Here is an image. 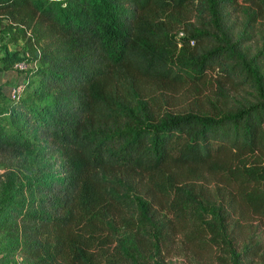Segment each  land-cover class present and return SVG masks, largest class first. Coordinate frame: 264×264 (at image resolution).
Here are the masks:
<instances>
[{
    "label": "trees",
    "instance_id": "trees-1",
    "mask_svg": "<svg viewBox=\"0 0 264 264\" xmlns=\"http://www.w3.org/2000/svg\"><path fill=\"white\" fill-rule=\"evenodd\" d=\"M194 10L206 36L175 38ZM0 15L36 63L25 78L41 102L0 90V159L39 137L63 172L27 180L28 198L43 192L28 200L2 165L0 232L15 253L0 264H151L176 243L215 264L264 261V81L243 46L246 29L264 42V0H0ZM209 70L218 105L167 108L165 92Z\"/></svg>",
    "mask_w": 264,
    "mask_h": 264
},
{
    "label": "rangeland",
    "instance_id": "rangeland-1",
    "mask_svg": "<svg viewBox=\"0 0 264 264\" xmlns=\"http://www.w3.org/2000/svg\"><path fill=\"white\" fill-rule=\"evenodd\" d=\"M196 10L192 12V17L189 22L184 25H180L178 30H171L174 33L175 38L189 36L193 33H204L206 26L201 25L198 20L194 17ZM198 15V14H195ZM199 15H202L199 13ZM241 14H231V20L237 24L235 29L241 28L243 25ZM7 20L0 15V90L4 96H7L9 90L16 84L22 83L23 91L20 93L19 97L21 100L32 105L40 104L30 91L35 88V78H25V75L34 69L36 63L30 59L27 55L26 46L24 41L20 38V33L11 27L10 30L6 28ZM239 27V28H238ZM212 32H208L212 35ZM245 40L243 41V46L249 51V54L253 56L255 61V66L257 73L263 76L264 81V42L260 39H251L248 29L245 30ZM217 34V33H216ZM203 36H206L203 34ZM214 36V34H213ZM219 38V34H217ZM216 37V35H215ZM214 37V38H215ZM216 39V38H215ZM257 40V41H256ZM197 42V41H196ZM193 43L189 41V45ZM195 43V41H194ZM15 54L16 57L21 58L18 62H24L26 64L25 70H18L14 68V63L10 67H3V63L8 59V56ZM30 59V60H29ZM17 63V62H15ZM217 73L215 70L207 71L204 81L198 82L195 86L187 82L181 87H177L174 91L165 92L160 89V94L166 95L167 108L174 110H191L198 111L202 113L210 112L212 109L211 104H219V101L215 97V78ZM28 82V84H27ZM242 97V93L239 94ZM8 97V96H7ZM247 98V96L245 95ZM166 106V105H165ZM25 111L20 108L17 111V118L20 119L22 124V131L26 136L33 137L35 132L31 130V119L25 118ZM36 137V136H35ZM2 165H11L12 182L14 183L12 187H8V192L10 194H15L17 192L18 197L28 198L29 188L26 187L25 183L27 180L34 179L36 175H41L47 179H61L63 172L61 169L60 159L58 152L53 148L49 147L41 138H36L34 140V145L28 148L22 153H17L12 157L10 154L2 156L0 159V176L6 173L8 168L2 167ZM4 179V178H3ZM202 185L213 186L215 182L207 179L201 178L198 180ZM7 184V183H4ZM33 189V188H32ZM1 192V191H0ZM30 198H41L43 197V192L39 188L31 191ZM1 196V194H0ZM28 198V200L30 199ZM203 215V213H200ZM262 236H264L262 234ZM14 245L11 243V239L4 237L3 233L0 232V251L14 252L11 250ZM0 255H3L0 253ZM9 256V255H8ZM12 255L8 258L9 260H3L5 263L14 264V259ZM2 260V259H1ZM18 260H16L17 263ZM26 264V263H23ZM151 264H215L214 262L206 259H198L191 256L187 251L181 250V247L176 243L174 249L168 253H164L162 259L160 257L156 259ZM254 264H264V261H254Z\"/></svg>",
    "mask_w": 264,
    "mask_h": 264
},
{
    "label": "built area",
    "instance_id": "built-area-1",
    "mask_svg": "<svg viewBox=\"0 0 264 264\" xmlns=\"http://www.w3.org/2000/svg\"><path fill=\"white\" fill-rule=\"evenodd\" d=\"M14 68L18 69V70H25L26 69V64L24 62H18L14 63ZM23 85L22 83H18L16 85H14L8 93V98L9 99H16L18 97V95L22 92L23 90ZM16 264H20L19 261H17Z\"/></svg>",
    "mask_w": 264,
    "mask_h": 264
}]
</instances>
